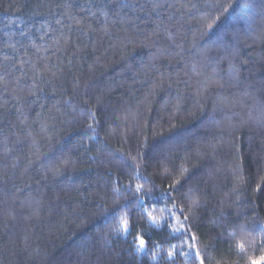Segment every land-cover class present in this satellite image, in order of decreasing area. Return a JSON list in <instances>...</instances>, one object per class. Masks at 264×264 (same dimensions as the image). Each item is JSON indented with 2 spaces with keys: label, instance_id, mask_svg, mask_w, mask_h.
Instances as JSON below:
<instances>
[{
  "label": "trees",
  "instance_id": "obj_1",
  "mask_svg": "<svg viewBox=\"0 0 264 264\" xmlns=\"http://www.w3.org/2000/svg\"><path fill=\"white\" fill-rule=\"evenodd\" d=\"M261 256L264 0H0V264Z\"/></svg>",
  "mask_w": 264,
  "mask_h": 264
},
{
  "label": "snow or ice",
  "instance_id": "obj_2",
  "mask_svg": "<svg viewBox=\"0 0 264 264\" xmlns=\"http://www.w3.org/2000/svg\"><path fill=\"white\" fill-rule=\"evenodd\" d=\"M224 11L227 12V11H228V8H225ZM210 27H211V26H210ZM150 219H152L151 216H150ZM152 222L155 223L156 221H155L154 219H152ZM125 229L127 230V224H126V223H125ZM135 239H136L137 243L139 244V246H140L141 248H143V247L145 246L146 241H145V239H144L142 236L137 235ZM193 239H194V238H193ZM192 247L194 248L195 245H192ZM181 254H182V255H185L186 258H187V256H188L187 253H181ZM169 255L171 256V253H169ZM195 257H196L197 259H199V257H200V253H199V251H196V252H195ZM200 264H203V260H200ZM251 264H264V256H261V257L259 258V260H253V261L251 262Z\"/></svg>",
  "mask_w": 264,
  "mask_h": 264
}]
</instances>
